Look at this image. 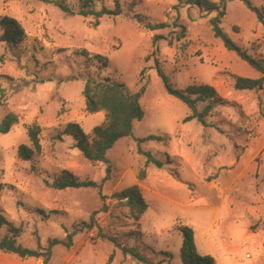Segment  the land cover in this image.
<instances>
[{"label": "rangeland", "instance_id": "rangeland-1", "mask_svg": "<svg viewBox=\"0 0 264 264\" xmlns=\"http://www.w3.org/2000/svg\"><path fill=\"white\" fill-rule=\"evenodd\" d=\"M55 1L78 4L0 0V18L17 20L25 33L14 48L0 42V122L9 113L17 117L0 134V215L8 222L0 239L14 228L17 245L45 249L50 240L65 241L95 212V226L75 235L70 247L52 246L49 264H182L179 225L193 229L198 253L215 264H264V153L256 155L264 144V87L235 88L236 77L260 73L214 36L216 13L200 14L184 0H118L121 14L104 15L94 27L92 17L64 13ZM94 3L97 11L114 10L113 0ZM250 3L264 9V0ZM174 22L186 29L185 39L171 33ZM157 23L170 27H147ZM219 27L242 51L264 60V23L242 2L226 1ZM154 36L160 37L155 45ZM95 55L106 57L107 67ZM157 68L177 89L209 85L230 104L217 105L206 126L186 122L189 108L166 92ZM141 75L144 116L132 136L106 153L107 178V164L88 162L64 130L76 123L90 137L105 122L103 112L85 111L88 77L137 92ZM32 123L41 128V152L22 161L17 149L31 147L26 129ZM149 136L160 139L144 140ZM142 169L148 208L136 223L113 195L139 185ZM64 170L97 187L51 188ZM41 261L0 251V264Z\"/></svg>", "mask_w": 264, "mask_h": 264}, {"label": "trees", "instance_id": "trees-1", "mask_svg": "<svg viewBox=\"0 0 264 264\" xmlns=\"http://www.w3.org/2000/svg\"><path fill=\"white\" fill-rule=\"evenodd\" d=\"M47 1V0H44ZM182 1V0H179ZM226 1H240L245 7L254 12L259 22L264 23V9L254 7L250 0H221L220 3L215 4L211 0H184L183 4L191 7H196L200 14L216 13V16L211 19L213 34L216 38L222 40L224 47L233 51L237 56L246 62L250 67L260 73L258 79H247L242 77L235 78V88L238 90H253L261 89L264 85V60L256 59L242 51L236 44H234L219 27L221 19L225 16ZM56 6L64 13L70 15H80L83 17H92L94 19V27L99 24V19L104 15H120L121 8L118 0H113L114 10H107L102 8L97 11L94 7V0H78V4L74 8H70L64 2H54ZM150 30H161L169 28V23H157L154 25H147ZM172 27L174 30L175 39L180 41L185 39L186 29L174 22ZM179 29V31H175ZM0 42L9 48L16 47L25 37L24 29L19 22L8 16L0 18ZM160 39L159 36L153 37L154 45ZM172 42L170 41V44ZM99 60L101 66L107 67L108 59L100 55L93 57ZM90 60V58H89ZM157 74L161 79L166 92L173 98L184 103L190 110V115L186 117L185 121L193 119L198 120L203 126H206V119L212 114L217 105H229L228 100L222 98L214 87L200 84L190 85L183 90L175 88L168 77L160 68H157ZM143 75V74H142ZM141 75V81L142 79ZM137 92H132L126 88L125 85L119 82L111 81L107 78L97 79L88 77L85 81L82 95L84 97L85 111L88 114H96L103 112L105 115V122L96 126L92 130V136H87L83 133L80 126L76 123H69L64 130V134L70 135L74 138V147L78 149L81 155L90 163L107 164V178L110 173V165L106 159V153L110 150L116 142L120 139L132 136L134 123L141 121L144 112L140 105V100L146 89V82ZM204 104L201 111L198 110V105ZM17 117L13 113L7 114L0 122V134H7L11 127L16 124ZM26 134L30 141L31 147L20 145L17 149V156L22 161H29L33 154H40L41 152V128L38 124L32 123L26 129ZM159 137L149 136L144 140H159ZM143 141V140H141ZM150 158V157H149ZM151 160V159H149ZM146 178V171L142 169L138 175V181ZM55 190H64L68 188H96V183L92 181H81L77 176L71 172L64 170L60 172L50 185ZM113 197L123 204L129 211L130 216L136 223L145 214L148 206L142 196L141 189L138 185H134L125 190L113 195ZM124 199H127L123 202ZM95 212L90 216L89 222L81 223L79 228H73L72 232L66 234L65 241L50 240L48 246L43 249L38 247L36 250L23 248L16 244L15 237L19 230L11 228V236H5L0 239V251L3 253H10L25 260L29 258L41 259V264H49L51 258V248L56 244H63L70 247L72 238L79 232L85 229H91L95 226ZM3 225H8L5 218L0 215V228ZM177 231L182 238V245L180 248V260L182 264H215V261L210 255H200L195 244L194 231L190 226L179 225ZM112 257L109 259V262Z\"/></svg>", "mask_w": 264, "mask_h": 264}, {"label": "crops", "instance_id": "crops-1", "mask_svg": "<svg viewBox=\"0 0 264 264\" xmlns=\"http://www.w3.org/2000/svg\"><path fill=\"white\" fill-rule=\"evenodd\" d=\"M261 42H257V45H260L261 46ZM260 78V77H259ZM256 79H258V78H256ZM263 87H264V85H263ZM215 88V87H214ZM216 90V89H215ZM264 139V138H263ZM264 153V144L258 149V151H257V154L256 155H262ZM145 181V179L144 180H142V181H138V186L140 187V189L143 187V182ZM141 193H142V190H141ZM195 234V233H194ZM195 236V235H194Z\"/></svg>", "mask_w": 264, "mask_h": 264}, {"label": "built area", "instance_id": "built-area-1", "mask_svg": "<svg viewBox=\"0 0 264 264\" xmlns=\"http://www.w3.org/2000/svg\"><path fill=\"white\" fill-rule=\"evenodd\" d=\"M127 199H124L123 202H125Z\"/></svg>", "mask_w": 264, "mask_h": 264}]
</instances>
